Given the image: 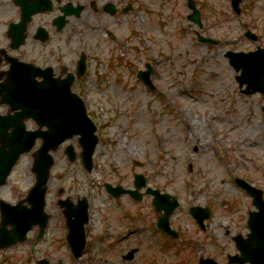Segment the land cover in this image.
<instances>
[{
	"label": "rangeland",
	"instance_id": "rangeland-1",
	"mask_svg": "<svg viewBox=\"0 0 264 264\" xmlns=\"http://www.w3.org/2000/svg\"><path fill=\"white\" fill-rule=\"evenodd\" d=\"M103 1L112 2L116 12L99 8L96 13L83 11L79 17H71L74 58L78 50L88 55L87 71L74 90L97 125L92 170L83 168L75 137L66 142L77 154L73 161L63 152L66 144L52 151L44 237L36 239L34 227L25 241L0 249V264L34 263L47 254L72 262L93 255L102 264H196L200 255L222 261L225 253L235 251L233 235L248 232L246 209L252 207L251 197L234 178L261 188L264 195V147L260 151L259 145H249L264 139L259 133L264 127V95L238 93L223 54L256 45L244 35L246 28L258 35L264 47V0H242L239 15L231 10L229 0H195L202 15L201 31L186 17V0ZM126 3H132L133 9L124 12ZM14 14L12 1L0 0V34L3 19ZM195 32L219 42L202 43ZM146 62L153 65L154 90L136 75ZM179 110L193 122L189 134L183 131L186 123ZM231 112L234 126L245 127L248 137L245 142L227 137V145L218 152L212 145L213 129L221 119L215 117ZM248 119L252 123L246 125ZM26 124L35 127L32 121ZM164 132L172 141L162 157ZM38 145L39 141L35 148ZM32 160L31 152L20 157L0 187V198L13 203L26 194L34 181ZM134 173H142L149 186L178 198L170 217L177 238H166L155 227L157 213L151 196L143 194L140 201H133L127 195L114 199L105 192L104 182L132 187ZM82 196L89 205L88 249L85 256L74 259L65 242V218L56 201L69 197L75 203ZM193 205L210 209L203 228L188 213ZM127 227L132 228L129 235ZM121 233L125 236L120 239ZM128 246L138 247L132 261L118 254Z\"/></svg>",
	"mask_w": 264,
	"mask_h": 264
},
{
	"label": "water",
	"instance_id": "water-1",
	"mask_svg": "<svg viewBox=\"0 0 264 264\" xmlns=\"http://www.w3.org/2000/svg\"><path fill=\"white\" fill-rule=\"evenodd\" d=\"M233 58L231 61L236 66L245 64L246 59L242 58L241 53L234 54ZM28 80L24 82L19 77L13 76L0 86L2 101L8 102L12 109L20 108L19 112L12 115L0 116V185L5 182L10 168L19 155L27 152L34 145L37 137L42 138V144L35 152L33 164L36 181L25 198L30 207H24L21 204L22 201L11 205L0 200V247L22 240L26 230L33 224L39 223L43 227L46 223V215L43 212L45 183L52 164V158L47 154L48 149L55 148L65 138L79 133L81 134L80 142L83 145V160L90 167L91 154L97 142L93 134L94 124L86 117L80 98L70 93L68 86L51 85L58 87H55L54 91H46L49 88H46L47 84H43L39 90L36 87L39 85L33 86L32 77ZM28 117L33 118L39 127L46 125L48 130H26L22 120ZM10 127L12 128L8 131ZM138 177L141 180L137 181V186L140 187L144 184V179ZM237 181L252 195L253 204L259 208V211L250 213L251 232L248 238L246 240L239 236L235 238L241 255L230 257V261H238L240 264L245 261L249 264H264V202L261 198V191L241 180ZM118 189L116 188L115 191L118 192ZM153 193L156 196L155 206L165 208V214L160 219L159 225L167 229V217L176 205V200L173 198L169 201L167 194L159 195L157 190ZM192 213L199 222L208 216L207 209L200 207L193 208ZM67 214L71 215L73 212L69 210ZM85 220V210L80 218L76 216L74 220L70 218L68 220L70 229L68 240L75 254L79 253L84 244L82 223ZM7 225L11 228L7 229ZM200 264H209V262L207 260Z\"/></svg>",
	"mask_w": 264,
	"mask_h": 264
},
{
	"label": "flooded vegetation",
	"instance_id": "flooded-vegetation-1",
	"mask_svg": "<svg viewBox=\"0 0 264 264\" xmlns=\"http://www.w3.org/2000/svg\"><path fill=\"white\" fill-rule=\"evenodd\" d=\"M50 2L51 8L49 10L33 14L30 17L24 30V38L21 45L16 49L11 47L12 39L8 33V27L10 23L19 21L21 9L14 5L15 14L11 17L8 16L3 19L5 24L3 25V31L0 34V40L2 41L0 42L1 71L8 68V56H13L19 61L29 63L34 67H39L41 69L50 68L54 77L65 78L69 73H72L73 76L76 77L75 68L77 60L81 56V53H85V51L78 50L76 52V57L74 58L75 50L71 43L74 36V27H72L71 16L65 15L63 19V26L60 30L57 29L54 19L62 14L61 8L66 6L68 3L74 5L81 4L83 6V11H92L96 13L99 8L106 11V7L104 8V6L108 2L103 0H50ZM127 4L128 3L123 5L122 10L126 8ZM128 5H130V3ZM109 37L113 36L109 34ZM231 70L233 71L232 67ZM78 80L79 79L74 78L72 87H74ZM258 95L261 96V94ZM126 233L127 235L131 234L132 229H128ZM87 249L88 248L85 249L82 255L85 256L87 254ZM132 249H134L133 257L130 259V261H132L135 257L134 254L138 251L136 246H128L124 249L125 252L121 253L120 251L118 254L121 259H123V254L127 251H131ZM41 258H45L47 261L36 262L35 260L34 263L16 261L10 264H102L99 259L94 261L95 257H89L87 260H83L81 262H72L70 259L68 261H63L60 258L56 259V257L51 254L41 256Z\"/></svg>",
	"mask_w": 264,
	"mask_h": 264
},
{
	"label": "bare ground",
	"instance_id": "bare-ground-1",
	"mask_svg": "<svg viewBox=\"0 0 264 264\" xmlns=\"http://www.w3.org/2000/svg\"><path fill=\"white\" fill-rule=\"evenodd\" d=\"M205 93H208V95L211 96V92L209 91H205ZM139 102V101H138ZM136 102V103H138ZM179 114L182 116V118L184 119L186 125H184L183 127V131L187 134H189V132L191 131L193 125L191 123V121H189L184 115H183V110H179ZM233 114L234 112H231L228 114V116L226 115L225 117H221V116H214L216 119L219 118L221 119V124L220 125H215L213 132L215 133L214 135V140L212 142V145H214L215 150L217 151H222L225 144L227 145L229 139L227 137H238L241 142H245V140L248 137V134H246L245 131V127L238 129L234 126L233 124ZM214 115V114H212ZM142 116V115H141ZM246 125H249V123H252V121L250 119L245 121ZM234 127L236 129H234ZM261 131L259 133H263L264 134V127L260 128ZM235 130V132L233 131ZM165 135L163 137H161L160 139V149L162 151L161 156L163 157L164 153L167 151L166 150V146L169 145L172 141V138L169 136V134H167L166 132H164ZM250 140L253 139V137H249ZM259 145V149L260 151H262V146L264 147V139L260 140V141H255L252 140V142L249 144L250 146L252 145Z\"/></svg>",
	"mask_w": 264,
	"mask_h": 264
}]
</instances>
